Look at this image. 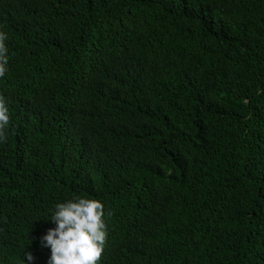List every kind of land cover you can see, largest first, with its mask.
Here are the masks:
<instances>
[{
	"label": "trees",
	"instance_id": "trees-1",
	"mask_svg": "<svg viewBox=\"0 0 264 264\" xmlns=\"http://www.w3.org/2000/svg\"><path fill=\"white\" fill-rule=\"evenodd\" d=\"M0 29L3 264H48L77 195L99 264H264V0H0Z\"/></svg>",
	"mask_w": 264,
	"mask_h": 264
},
{
	"label": "clouds",
	"instance_id": "clouds-1",
	"mask_svg": "<svg viewBox=\"0 0 264 264\" xmlns=\"http://www.w3.org/2000/svg\"><path fill=\"white\" fill-rule=\"evenodd\" d=\"M8 39V33L0 29V80L9 71ZM10 121L9 97L0 92V143L7 140ZM104 207L100 199L81 195L53 206L50 219L55 227L41 238V246L50 248L48 264H99L107 239ZM33 259L24 250L17 264H31Z\"/></svg>",
	"mask_w": 264,
	"mask_h": 264
}]
</instances>
